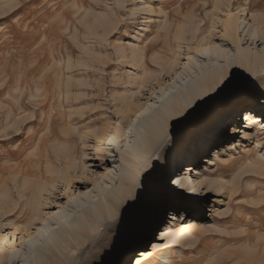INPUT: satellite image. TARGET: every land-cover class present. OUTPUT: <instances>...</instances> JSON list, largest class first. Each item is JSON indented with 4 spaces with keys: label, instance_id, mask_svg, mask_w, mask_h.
<instances>
[{
    "label": "rangeland",
    "instance_id": "374dc122",
    "mask_svg": "<svg viewBox=\"0 0 264 264\" xmlns=\"http://www.w3.org/2000/svg\"><path fill=\"white\" fill-rule=\"evenodd\" d=\"M242 2L41 0L36 15H29L32 9L16 15L28 0H0V19L12 17L28 31L18 40L8 25L0 27V144L8 145L0 149V233L10 225L35 231L66 210L68 195L108 180L102 192L117 187L121 159L132 167L136 109L187 71L191 47L231 7L264 13V0ZM263 47L262 41L241 46L258 53ZM228 77L210 84L172 128L163 147L168 185L156 171L159 157L143 160L145 182L134 180L125 207L70 242L59 264H106L151 180L157 187L150 188V206L145 202L150 217L115 264H133L141 251L151 254L145 264H264V92L236 91L264 76H241L218 93ZM169 97L155 109L170 116ZM120 107L127 109L121 136L111 152H101ZM34 216L39 220L32 222ZM166 228L171 237L159 241ZM139 233L144 236L135 241ZM152 243L159 247L152 251Z\"/></svg>",
    "mask_w": 264,
    "mask_h": 264
},
{
    "label": "bare ground",
    "instance_id": "6f19581e",
    "mask_svg": "<svg viewBox=\"0 0 264 264\" xmlns=\"http://www.w3.org/2000/svg\"><path fill=\"white\" fill-rule=\"evenodd\" d=\"M241 4H246V1ZM243 9L240 5L231 7L229 17L223 18L213 33L197 39L191 47L187 56V71L158 87L147 101L136 109L132 119V126L137 131L136 149L132 155L128 154L133 158L132 167H129L126 158L121 159L122 166L117 173L118 186L112 189L108 187L107 191L102 192L110 185L108 180L104 186L96 184L84 193L75 192L68 195L66 210L56 218L48 216L42 220L35 231L26 225L6 227L0 233V261L6 258L7 264H59L70 242L74 243L86 235V231L92 230L109 217L110 210L118 214L125 207L130 200L134 180H143L141 171L147 173V164L142 165L145 159H151L155 155L159 157L156 171L161 177L158 178L168 185L165 177L168 154L163 147L181 115L201 100L207 87L222 76H230L228 80L232 81V86L244 75L248 78L264 76V51L258 53L257 50L241 48L247 42L249 45H256L262 41L264 45V38H261L264 37V13L254 15ZM226 42H230V47L224 44ZM231 48L235 49L234 53ZM251 86L252 84L238 87L237 94L250 90ZM167 95L170 96V116L164 108L155 109L157 102ZM219 114H222V111ZM126 116L125 107H120L115 112L101 144V152H111L116 147ZM150 183H146L147 197H138L128 223L119 229L120 234L113 240L106 264H115L121 258L122 253L134 244L132 236L140 231L144 220L149 219V213L145 214L148 210L145 202L149 205L152 201L153 194H149L151 186L157 187L152 180ZM36 220H39L38 216H34L31 221ZM170 233L169 228H166L163 238L159 241L170 238ZM143 236L138 235L135 241ZM152 244V251L159 247L157 243ZM139 254L141 255H138L133 264H145L151 256L147 251H141Z\"/></svg>",
    "mask_w": 264,
    "mask_h": 264
},
{
    "label": "snow or ice",
    "instance_id": "6c2138e0",
    "mask_svg": "<svg viewBox=\"0 0 264 264\" xmlns=\"http://www.w3.org/2000/svg\"><path fill=\"white\" fill-rule=\"evenodd\" d=\"M242 2V0H241ZM239 5L236 4L234 5V7H238ZM259 7H261L262 9H264V3H262L261 5H259ZM41 8V0H28L27 4L21 5L20 7V12L16 13V15H20L21 13L32 9L33 11L29 13V15H36L39 10ZM249 9L251 11H254V7L252 5H249ZM13 18L12 17H8L7 19H0V27L4 26V25H8V31L10 33V35H12L14 38L18 39V40H23L27 37L28 31L26 28H20L19 26L15 25L12 22ZM264 38V37H261ZM249 83L252 84V86L254 88H256L259 91L264 92V78H262L261 83L257 84L255 81L249 80ZM231 84V81H221V87L217 90L218 93L220 91H223L225 88H227L229 85ZM195 109H192L191 111H189L187 113V115H191L192 111H194ZM187 115L184 117L185 119H187ZM179 122V120L177 121ZM8 147V145L6 144H0V149H6Z\"/></svg>",
    "mask_w": 264,
    "mask_h": 264
},
{
    "label": "built area",
    "instance_id": "2783aa9c",
    "mask_svg": "<svg viewBox=\"0 0 264 264\" xmlns=\"http://www.w3.org/2000/svg\"><path fill=\"white\" fill-rule=\"evenodd\" d=\"M244 27L246 26V24L243 25Z\"/></svg>",
    "mask_w": 264,
    "mask_h": 264
}]
</instances>
